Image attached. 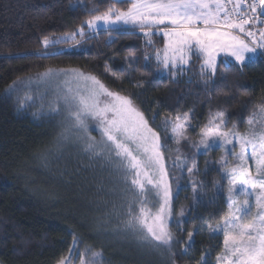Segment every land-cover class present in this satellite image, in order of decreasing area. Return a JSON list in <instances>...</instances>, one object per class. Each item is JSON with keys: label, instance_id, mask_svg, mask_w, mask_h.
Wrapping results in <instances>:
<instances>
[{"label": "snow or ice", "instance_id": "obj_1", "mask_svg": "<svg viewBox=\"0 0 264 264\" xmlns=\"http://www.w3.org/2000/svg\"><path fill=\"white\" fill-rule=\"evenodd\" d=\"M71 9L84 14L82 22L74 30L43 35L40 47L29 55L52 59L67 51L61 45L79 48L82 42L105 35L110 47L121 34L141 36L143 59L154 61L157 70L173 81L192 71L193 59L202 61L198 76L205 88L222 55L241 67L264 57V0H107L103 10L86 3ZM157 33L163 37V47L155 45ZM125 63L126 70L120 71L142 87L145 81L135 78L141 71L139 60L128 58ZM230 63L225 60L224 66ZM104 71L123 79L107 63ZM5 91L18 97L19 106H36L58 121L52 141L42 146L45 161L59 159L73 146L92 164L110 170L121 203L113 205L102 226L119 239L134 241L167 264H178L192 254L194 237L207 234L211 239L220 234L223 247L214 256L215 264H264V99L249 110L243 130L224 110L212 112L206 123L197 126V140L189 135L190 129L196 130L191 113L176 112L163 121L162 131L170 133L165 140L132 97L114 92L99 76L81 69L46 66L13 81ZM170 144L176 145L175 155L170 154ZM184 145L204 154L222 149L220 180L199 179L195 155L184 154ZM177 171L180 175H175ZM182 180L187 189L181 187ZM225 185L226 211L199 225L185 219L191 211L178 203L179 192L190 190L193 203L199 204L206 189ZM209 257L210 252L203 251L191 264H209ZM56 264H103V251L81 248L73 233L71 246Z\"/></svg>", "mask_w": 264, "mask_h": 264}, {"label": "trees", "instance_id": "obj_2", "mask_svg": "<svg viewBox=\"0 0 264 264\" xmlns=\"http://www.w3.org/2000/svg\"><path fill=\"white\" fill-rule=\"evenodd\" d=\"M77 3L101 10L107 7V0H0V264H56L71 246L73 233L81 241V248L87 245L103 251V264H167L160 256L141 250L134 241L119 239L108 226H102L113 206L105 194L104 180L87 165L88 160L75 163L71 158L49 157L45 161L42 146L52 141L54 124L19 112L5 96V89L18 78L35 75L46 66L81 69L99 76L114 92L132 97L165 140L168 134L162 131L164 119L176 112H190L196 130L190 129L189 135L197 140V126L206 123L216 110H224L231 123L241 125L243 130L249 110L264 99V57L242 67L232 61L225 67L228 59L221 58L215 77L205 88L198 76L202 61L193 59L192 71L173 81L157 70L154 61L143 59L141 36L121 34L110 47L105 35L82 42L79 48L61 45L67 51L52 59L29 55L40 47L43 35H59L82 22L84 14L71 9ZM153 39L156 47H163L162 36L156 34ZM128 58L139 60L141 71L135 78L145 81L142 87L134 86L126 71H120L126 70ZM106 63L123 79L105 73ZM169 147L170 154L175 155V145ZM193 155L201 173L199 179L220 180V149ZM181 187L187 189L183 180ZM226 198L225 185L219 190L206 189L199 204L193 203L190 190L181 191L178 203L191 211L185 219L199 225L226 211ZM111 223L115 225L114 217ZM194 241L192 254L183 262L178 260V264H191L206 250L210 252L209 264H215L214 256L223 247L222 235L210 239L204 234L194 237Z\"/></svg>", "mask_w": 264, "mask_h": 264}, {"label": "rangeland", "instance_id": "obj_3", "mask_svg": "<svg viewBox=\"0 0 264 264\" xmlns=\"http://www.w3.org/2000/svg\"><path fill=\"white\" fill-rule=\"evenodd\" d=\"M157 34L160 35L159 33H157ZM221 58H226V59L232 61V58L231 57H224L223 55L218 58V61ZM254 60L246 61L245 64H247V63H249L251 61H254ZM232 62H234V61H232ZM20 95L22 96L23 94L21 93ZM5 96L8 99H10L15 104V106L18 109L19 112H28L37 121H48V122H51L52 124H54V126L56 128V132L58 131V129L56 127V124L58 123V121H53L51 119V117H49L48 115L40 113L38 107H36V106H32V107L24 106V107H21L17 103L18 97L16 95H9L6 92L5 93ZM31 103L32 102L30 101L29 104H31ZM36 103L38 104L39 103V100H37ZM93 135H96L97 138H99V135H98V133L95 130L93 131ZM168 135H170V133ZM175 148H176V145H175ZM214 149H219V148H214ZM220 150L222 151V153L224 155L223 150L222 149H220ZM182 151L186 155H193L194 153H196V152H194L193 149L189 148L187 145H184L182 147ZM202 153L204 154L203 150H201V152H199V154H202ZM60 158L61 159H69V158H71L75 163H77V162H81V163H84L85 162L86 163V161L88 160L87 157H86V155L84 153L80 152L78 149H76L73 146H69L68 148H66L65 151H64L63 156L60 157ZM230 159H231V157H230ZM87 165H89L90 168L93 166L92 168L95 169L98 172L100 179L104 180L103 182H104V184L107 187V191H106L105 194L110 199L111 204L112 205H114V204H117L118 205L119 203H121V198H120L121 197V193H120L119 189L113 190L114 189L115 177L112 176V175H110V170H108L106 168H101L100 165H98V164H92L89 160H88V164ZM109 212H111V211H109Z\"/></svg>", "mask_w": 264, "mask_h": 264}]
</instances>
